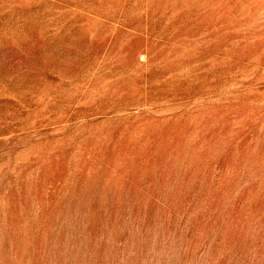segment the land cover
<instances>
[{"label": "rangeland", "instance_id": "374dc122", "mask_svg": "<svg viewBox=\"0 0 264 264\" xmlns=\"http://www.w3.org/2000/svg\"><path fill=\"white\" fill-rule=\"evenodd\" d=\"M0 264H264V0H0Z\"/></svg>", "mask_w": 264, "mask_h": 264}]
</instances>
